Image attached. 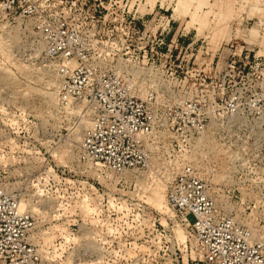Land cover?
<instances>
[{
    "label": "built area",
    "instance_id": "obj_1",
    "mask_svg": "<svg viewBox=\"0 0 264 264\" xmlns=\"http://www.w3.org/2000/svg\"><path fill=\"white\" fill-rule=\"evenodd\" d=\"M69 1L0 0V13L31 25L56 79L57 105L89 122L77 161L108 192L89 178L66 177L48 147L60 132L45 139L30 119L13 118L12 151L24 166L20 160L13 175L0 166V264H48L32 240L37 218L22 207L41 199L19 187L78 183L116 212L126 188L153 171L174 173L166 199L192 230L204 264H264V231L248 221L252 205H264V55L233 50L221 66L197 63L202 52L167 42L168 23L138 25L141 0H110L103 16L101 0ZM64 4L77 19L63 14ZM167 76L178 84L166 95Z\"/></svg>",
    "mask_w": 264,
    "mask_h": 264
},
{
    "label": "rangeland",
    "instance_id": "obj_2",
    "mask_svg": "<svg viewBox=\"0 0 264 264\" xmlns=\"http://www.w3.org/2000/svg\"><path fill=\"white\" fill-rule=\"evenodd\" d=\"M101 2V12L97 14L103 16L108 14L111 2ZM140 2L142 11H148L156 0ZM148 5L152 8L148 9ZM63 6L66 17L77 19L69 5ZM201 9L202 35L206 38L202 44L214 53L202 54L197 63L214 59L213 66H221L231 45L238 49L244 45L264 54V0H177L176 10L190 13L193 20ZM93 12L94 8L88 11ZM101 27L98 23L97 32L103 31ZM218 50L221 58L218 54L214 57ZM165 78L163 88L167 95V87L178 81L173 76ZM55 86L54 73L44 61L29 22L8 20L0 13V166L6 165L11 175L18 174L20 160L24 166L23 157L12 151L9 124L13 118L26 117L31 120V131L36 123L45 139H53L57 132L62 134L56 139L57 144L50 143L55 149L48 147L55 163L67 169L66 177L89 178L90 183L100 182L99 187L107 191L105 182L77 161L80 133L89 122L86 119L80 124L73 114L57 105ZM173 176L172 172L145 174L136 185L126 188L124 203L115 205L116 212L102 196L88 198L78 183L64 186L57 180L47 187H19L30 197L41 199L23 203L37 218L32 240L40 246L48 264H204L192 230L168 205L166 186ZM251 209L248 221L264 231V205H252Z\"/></svg>",
    "mask_w": 264,
    "mask_h": 264
},
{
    "label": "crops",
    "instance_id": "obj_3",
    "mask_svg": "<svg viewBox=\"0 0 264 264\" xmlns=\"http://www.w3.org/2000/svg\"><path fill=\"white\" fill-rule=\"evenodd\" d=\"M141 5V2L137 3L138 11L140 12V19L138 21L140 27L148 26L156 30L159 29L160 25L166 22L169 24L171 30L166 35L167 42H175L179 40L185 46L190 44L191 49L199 50L200 52H203L202 54L207 53L210 55L214 53L213 49L210 50L209 46L202 44V42H206V38L204 39L203 37L205 35H202V25L200 23L202 9L198 11V17L193 20L190 13H183L182 11L176 10L177 0H156L153 8L151 5H148V9L152 8V10L148 11H142ZM190 10L193 12L195 7L193 6ZM243 42L247 43L245 40H243ZM229 48L230 47H228V49ZM229 50H236L237 52L247 50L251 53L254 52L257 55H260L258 52H255V49H250L244 45H242L240 49L233 46V48H230ZM218 52L219 50L214 57H216L217 54L220 55Z\"/></svg>",
    "mask_w": 264,
    "mask_h": 264
},
{
    "label": "bare ground",
    "instance_id": "obj_4",
    "mask_svg": "<svg viewBox=\"0 0 264 264\" xmlns=\"http://www.w3.org/2000/svg\"><path fill=\"white\" fill-rule=\"evenodd\" d=\"M183 4H184V3H183ZM217 30H218V31H221L222 29L220 28V29H217ZM212 34H213V33H212ZM214 39H215V38H214ZM214 39H213V40H214ZM263 40H264V39H263ZM263 43H264V42H263ZM160 196H161V195H160ZM157 198H158V197H157ZM162 200H163V199H162ZM157 201H160V202H159V205H162V204H160V203L162 202V201H161V198H158ZM157 204H158V202H157ZM22 207L24 208V207H25V204L22 203Z\"/></svg>",
    "mask_w": 264,
    "mask_h": 264
}]
</instances>
